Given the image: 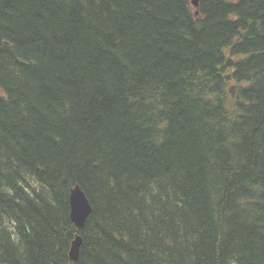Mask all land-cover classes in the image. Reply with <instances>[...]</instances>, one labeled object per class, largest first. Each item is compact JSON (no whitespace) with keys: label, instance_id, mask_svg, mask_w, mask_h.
I'll use <instances>...</instances> for the list:
<instances>
[{"label":"trees","instance_id":"trees-1","mask_svg":"<svg viewBox=\"0 0 264 264\" xmlns=\"http://www.w3.org/2000/svg\"><path fill=\"white\" fill-rule=\"evenodd\" d=\"M77 235L75 264H264V0H0V264Z\"/></svg>","mask_w":264,"mask_h":264},{"label":"water","instance_id":"water-1","mask_svg":"<svg viewBox=\"0 0 264 264\" xmlns=\"http://www.w3.org/2000/svg\"><path fill=\"white\" fill-rule=\"evenodd\" d=\"M191 4L195 9L198 8L199 0H191ZM197 13V12H196ZM69 208H70V219L76 229L81 230L86 223L88 216L92 212V207L86 198L84 192L79 186H75L70 190L69 193ZM81 245V237L76 236L72 241L69 250V259L75 264L79 256V248Z\"/></svg>","mask_w":264,"mask_h":264},{"label":"bare ground","instance_id":"bare-ground-1","mask_svg":"<svg viewBox=\"0 0 264 264\" xmlns=\"http://www.w3.org/2000/svg\"><path fill=\"white\" fill-rule=\"evenodd\" d=\"M69 219H70V208H69ZM70 221H71V219H70ZM72 223V222H71ZM73 224V223H72ZM74 225V224H73ZM75 227V226H74ZM71 244H72V242H71ZM71 244H70V247H71ZM70 250V249H69Z\"/></svg>","mask_w":264,"mask_h":264}]
</instances>
